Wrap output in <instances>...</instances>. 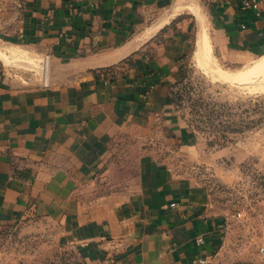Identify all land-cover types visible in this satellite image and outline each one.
Masks as SVG:
<instances>
[{
  "label": "crops",
  "instance_id": "obj_1",
  "mask_svg": "<svg viewBox=\"0 0 264 264\" xmlns=\"http://www.w3.org/2000/svg\"><path fill=\"white\" fill-rule=\"evenodd\" d=\"M178 1L0 0V38L78 74L21 87L0 60V227L51 216L81 264H264V237L252 258L226 259L228 220L211 194L150 154L126 194H77L122 133L161 123L191 148L172 80L192 54L196 18L167 14ZM197 1L209 10L212 56L229 72L263 56L264 0Z\"/></svg>",
  "mask_w": 264,
  "mask_h": 264
},
{
  "label": "rangeland",
  "instance_id": "obj_2",
  "mask_svg": "<svg viewBox=\"0 0 264 264\" xmlns=\"http://www.w3.org/2000/svg\"><path fill=\"white\" fill-rule=\"evenodd\" d=\"M176 10L193 12L196 18L192 54L172 80L175 110L191 131V148L183 149L173 140L172 129L161 123L155 131L122 133L111 140L104 168L77 194L87 200L126 194L139 177L141 157L150 154L211 194L228 220L224 257L249 259L260 252L264 237V71H252L261 57L253 65L234 67L246 72L243 78L227 80L222 75L229 72L227 66L197 54L198 41L208 35L207 7L197 0H180L167 14ZM0 50L7 55L6 61L0 58L7 78L21 87L78 78L69 62H47L45 54L29 47L0 38ZM0 264L81 261L77 250L64 241L60 221L32 216L15 227H0Z\"/></svg>",
  "mask_w": 264,
  "mask_h": 264
},
{
  "label": "bare ground",
  "instance_id": "obj_3",
  "mask_svg": "<svg viewBox=\"0 0 264 264\" xmlns=\"http://www.w3.org/2000/svg\"><path fill=\"white\" fill-rule=\"evenodd\" d=\"M212 45L210 43L208 35L205 33L203 34V37L198 41V48H197V54L199 56H207L209 59H211L212 56ZM0 58L2 60H7V55L3 51L0 50ZM252 71L261 73V71H264V55L261 56V58L257 61V63L252 67ZM222 73V71H221ZM246 72H224L222 75L230 81L238 80L244 77ZM221 75V74H220ZM220 78H223L220 76Z\"/></svg>",
  "mask_w": 264,
  "mask_h": 264
},
{
  "label": "built area",
  "instance_id": "obj_4",
  "mask_svg": "<svg viewBox=\"0 0 264 264\" xmlns=\"http://www.w3.org/2000/svg\"><path fill=\"white\" fill-rule=\"evenodd\" d=\"M244 3V7H246V8H248V7H257V4L256 3H254V2H250V1H244L243 2ZM48 60H50V56H47L46 57V61L48 62ZM239 215H241V214H239ZM197 244L198 245H202V244H204V238L203 237H199V238H197ZM200 262L201 263H205L206 262V259H201L200 260Z\"/></svg>",
  "mask_w": 264,
  "mask_h": 264
}]
</instances>
